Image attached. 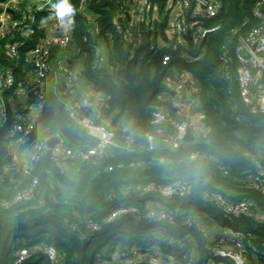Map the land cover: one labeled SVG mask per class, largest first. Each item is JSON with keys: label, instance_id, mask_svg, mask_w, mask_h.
<instances>
[{"label": "trees", "instance_id": "trees-1", "mask_svg": "<svg viewBox=\"0 0 264 264\" xmlns=\"http://www.w3.org/2000/svg\"><path fill=\"white\" fill-rule=\"evenodd\" d=\"M79 1L71 0L76 15L75 24L68 26L70 48L67 52L54 48L52 56L55 60L67 54L69 64L73 68L76 64L75 89L85 79L93 96L103 93V117L115 127L119 145L84 160L74 175L66 168L70 158L55 157L51 148L33 160L28 173L13 165V139L7 132L20 101L27 97L21 93L33 83L34 66L26 50L46 34L47 24L40 22L45 14L39 15L26 37L29 44L18 57H4L0 50V65L14 63L16 78L3 93L7 120L0 127V264H13L14 252L23 246L48 244L57 248L55 259L40 251L24 264H99L113 255L118 264H126L120 261L133 249L150 251L153 247L175 255L181 264H207L220 241L215 234L206 235L187 224L190 214L200 216L213 229L227 226L243 231L246 264H264V218L259 216L264 213V189L251 184L258 170L254 159L264 163V114L241 94L236 56L240 37L257 23L256 0H223L218 16L204 22L216 20L221 26L200 40L194 38L198 23L188 11L190 31L185 34V45L176 48L164 44L174 4L169 0H152L156 16L130 24L128 15H119L121 9H130L128 0H89L86 11L95 16L93 25L98 26L93 35ZM117 17L123 22L121 31L115 26ZM22 37L6 35L0 47ZM97 45L102 54L96 51ZM167 53L170 60L163 64ZM183 79L199 89L192 96L205 113L204 132L190 131L179 147L171 148L162 142L163 133L150 117L155 108L173 107L172 86ZM152 86L155 91L150 95ZM73 96L49 88L35 128L19 144V152L26 150L27 155L32 142H45L50 136L78 152L96 143L67 115L65 100ZM150 132L156 135L153 148L143 137ZM193 152L200 155L191 158ZM36 176L39 181L30 195L16 199ZM173 181H180L182 188L171 196L163 195L160 187ZM206 190L231 201L252 199L256 211L230 213ZM152 205L171 210L174 220L147 218L145 212ZM121 206L137 211L106 221ZM94 222L98 228H93ZM129 264L149 263L145 259Z\"/></svg>", "mask_w": 264, "mask_h": 264}, {"label": "built area", "instance_id": "built-area-1", "mask_svg": "<svg viewBox=\"0 0 264 264\" xmlns=\"http://www.w3.org/2000/svg\"><path fill=\"white\" fill-rule=\"evenodd\" d=\"M55 0H2L0 5V40L6 35L14 36L19 33L22 38L14 41H8L1 51H5L11 56L18 57L21 49L28 46V39L32 25L39 19V15L45 14L44 18H40V22L47 24L46 34L32 47L26 50L34 68L32 69V85L25 88L24 94L27 96L28 90L35 86H39L36 97L29 101V97L22 98L20 105L16 110V119L8 127L7 135L13 140L10 144L14 151L15 159L13 165L21 166L23 173L31 170V163L34 159L40 157L47 148H51L55 157L62 159L69 157L70 160L81 157L84 160H91L97 153L103 151L111 145H119L116 137V129L110 125L109 121L103 117V106L105 104V96L103 93L94 96L95 103H91L90 97L93 96L92 91L84 90L65 100V110L68 117L73 123L82 126L88 134L96 139V143L87 146L84 150L78 152L71 149L66 143L59 138L54 147H49L47 141H34L28 148L29 157L20 158L18 150L19 144L31 135L35 128L37 118L43 108L47 92L50 87H54L56 91L70 94L75 91L76 71L67 61V54L53 58L54 48L67 51L72 42V32L70 27L60 28V23L51 14V3ZM130 9H121L119 15H128L129 24L138 23L141 20H149L150 17L156 16V10L152 0H128ZM89 0H80L79 9L83 11L88 22L89 32L93 35L98 31L95 22V16L86 11ZM173 2L171 18L167 27L166 45H172L174 48L185 45V34L190 31L189 25L186 23V13L189 11L192 17L198 23V28L194 32V38L200 40L207 32L218 29L220 21H213L205 25L206 19H214L218 16L223 0H169ZM13 9L14 12L8 10ZM253 14L257 18V23L239 39L237 46V59L239 62L237 68V78L243 98L253 104L257 110L264 114V94L261 97L254 95L253 84L255 80V70L259 69L264 73V0H256L253 6ZM51 19V20H50ZM50 20V21H48ZM116 28L121 31L123 22L117 17L114 18ZM140 36L141 32L138 31ZM96 51L102 54L101 47L97 45ZM170 60V54H165L162 63L167 64ZM0 65V72H1ZM185 75L188 76L186 73ZM15 73L9 68L0 76V84L3 89L11 87L15 82ZM264 89V84L259 83ZM199 89L196 85H188L186 80H179L172 86V97L169 99L173 103V107L155 108L152 110L150 122L157 125L162 131V141L171 148L179 147L188 132L192 131L196 134L204 132L202 121L205 113L199 109L196 114L191 113V107L195 104L192 96L193 92ZM174 110V111H173ZM172 112H175L172 114ZM194 118L191 120V118ZM7 120V112L5 107L0 110V127L5 125ZM167 123H170L167 125ZM150 142L149 147L155 146L156 135L150 132L145 135ZM51 137V136H50ZM49 137V138H50ZM132 141L131 136H127ZM26 151V150H25ZM27 153V152H26ZM200 155L193 152L191 158ZM257 165V172L252 177V186L264 189V163L254 159ZM38 177H34L27 187L23 188L16 194V199H23L30 195L31 190L38 184ZM182 188L180 181L165 183L160 187V192L165 196H171ZM208 197L218 201L230 213H255V201L252 199H243L241 201H231L218 192H204ZM137 209L133 206H121L112 210L106 221H110L127 213H135ZM145 216L152 220L173 221L174 216L171 210L161 206H149L145 212ZM264 218V213L259 215ZM186 223L195 225L206 235L215 234V239H219L220 244L213 248V257L207 264H246V253L244 251V235L240 230H233L231 227H221L222 232L216 238L218 229L208 227L202 218L196 214H190L186 218ZM99 223L94 222L93 228H98ZM169 243L174 244L172 240ZM184 242L180 243L183 246ZM45 252L51 259H55L58 255L57 248L53 244L45 246H23L17 249L13 255V264H24L25 260L38 252ZM147 260L149 264H181L175 255L163 252L159 247H153L150 251L133 249V253L121 259L122 263H138ZM189 264H194L190 262Z\"/></svg>", "mask_w": 264, "mask_h": 264}, {"label": "crops", "instance_id": "crops-1", "mask_svg": "<svg viewBox=\"0 0 264 264\" xmlns=\"http://www.w3.org/2000/svg\"><path fill=\"white\" fill-rule=\"evenodd\" d=\"M64 52H67V51H64ZM255 74H256V76H255V80H254V83L257 81V80H259L260 81V76L263 74L264 75V73L262 72V71H260L259 69H257V70H255ZM77 75H79L78 73L76 74V76ZM81 81H86L85 79L84 80H81ZM261 82V81H260ZM259 82V83H260ZM1 83V82H0ZM83 83V82H82ZM259 83H258V85L255 87V84H253V90H254V95L256 96V97H261L263 94H264V89L263 88H261L260 86H259ZM1 85V84H0ZM79 85V84H78ZM89 86H86V87H84V88H82V89H75V91H74V96L75 95H78V94H80L81 92H83L84 90H88V91H92V89L89 87ZM1 89H2V95H3V93H4V89H3V87H1ZM76 92V93H75ZM78 93V94H77ZM93 98L92 99H90V101H91V103H92V101L94 100V96H92ZM4 107V102L2 101V104L0 105V110L2 109ZM193 107V108H192ZM191 107V113H194V114H196V110H198L199 108H198V106L197 105H193ZM198 108V109H197ZM194 118V116L191 118V120ZM168 124H170V123H167V125ZM169 126V125H168ZM163 142V141H162ZM20 153H21V155L22 156H20V158H24V157H26L27 155H26V151H20ZM77 160V162H79L80 161V163H79V167H77V169H76V171L80 168V166H81V163L84 161V159H82L81 157H77L76 159H74V160H71L70 162H68V163H66L67 165H70V164H73V163H75V161ZM67 165H66V168H67ZM101 261H102V263L103 264H118L119 263V260H118V258H117V256L116 255H113L111 258H103V259H101Z\"/></svg>", "mask_w": 264, "mask_h": 264}, {"label": "clouds", "instance_id": "clouds-1", "mask_svg": "<svg viewBox=\"0 0 264 264\" xmlns=\"http://www.w3.org/2000/svg\"><path fill=\"white\" fill-rule=\"evenodd\" d=\"M52 15L62 27L73 26L75 24L76 8L71 0H56L51 3Z\"/></svg>", "mask_w": 264, "mask_h": 264}, {"label": "rangeland", "instance_id": "rangeland-1", "mask_svg": "<svg viewBox=\"0 0 264 264\" xmlns=\"http://www.w3.org/2000/svg\"><path fill=\"white\" fill-rule=\"evenodd\" d=\"M102 49V48H101ZM103 50V49H102ZM104 53H105V49H104ZM14 66H15V64L14 63H11V64H8V65H6V66H1V72H0V76H2L4 73H5V71L8 69V68H14ZM74 66V68H77V66H76V64H74L73 65ZM260 81L264 84V75L262 74L261 76H260ZM259 80H257L254 84H255V87L258 85V83L260 82ZM83 83H80V85H79V89H82V88H84V87H86V86H89L88 85V81H82ZM79 84V83H78ZM1 87H2V85H0V105L2 104V101H3V95H2V89H1ZM154 91H155V87L154 86H152L150 89H149V94L150 95H152L153 93H154ZM195 106V105H194ZM193 108V107H192ZM198 109V108H197ZM196 111H199V109L198 110H196ZM175 112H172V114H174ZM74 160V159H73ZM79 163H80V161L79 162H77V160L75 161V163H73V164H70V165H67V170H68V172L71 174V175H74L75 173H76V169H77V167H79ZM99 264H103L102 263V261L100 260V262H99Z\"/></svg>", "mask_w": 264, "mask_h": 264}, {"label": "water", "instance_id": "water-1", "mask_svg": "<svg viewBox=\"0 0 264 264\" xmlns=\"http://www.w3.org/2000/svg\"><path fill=\"white\" fill-rule=\"evenodd\" d=\"M8 10L14 12L13 9H11V8H8ZM60 28H62L61 25H60ZM1 55H3L4 57H7V58H11V55L8 54V53H6L5 51H3V52L1 53ZM38 89H39V86H35V87H33L32 89L28 90V92H27V96H28L29 98H31V99H34V98L36 97V93H37V90H38ZM92 98H93V97H90V99H92ZM143 137H144L145 140H146V136L144 135ZM58 141H59V138H58L57 136H51L50 138H48L47 143H48L49 147H54L55 144H56ZM9 156H10V155H9ZM221 232H222V228L220 227V228L218 229L217 233H216V238L219 237V235L221 234Z\"/></svg>", "mask_w": 264, "mask_h": 264}]
</instances>
